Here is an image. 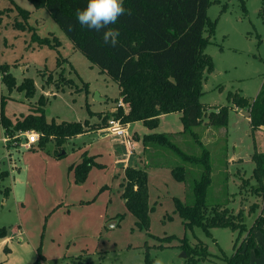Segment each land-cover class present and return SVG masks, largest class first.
<instances>
[{
	"label": "rangeland",
	"instance_id": "obj_1",
	"mask_svg": "<svg viewBox=\"0 0 264 264\" xmlns=\"http://www.w3.org/2000/svg\"><path fill=\"white\" fill-rule=\"evenodd\" d=\"M243 2L212 0L208 9L211 20L219 19L206 49L215 66L203 83L201 101L208 108L229 104V91L254 97L261 87L264 73V0ZM223 6H227L225 11H222ZM0 64H9L16 82L9 90L0 71V111L3 109L13 119L33 112L43 95L48 121L88 120L93 123L101 114L111 113V109L117 106L116 99H120L118 83L75 47L47 8L36 7L31 0H0ZM29 78L34 87L31 94H27L28 88H20ZM178 116L182 123L181 116ZM248 118L247 110L231 108L226 126L208 127L203 124L194 131L199 133L203 145L211 152L213 182L208 191V204L227 203L234 213L245 206L244 220L250 228L258 216L264 218V202L261 203V195L252 192V186L256 185L254 179L244 184L255 167L252 159L254 142ZM176 127L172 121L162 129L168 133L179 129ZM1 129L0 226L8 227V235L0 238V264H28L36 258L39 246L46 264H143L146 244H165L168 240H158V237L168 235L176 237L169 242V247L151 248L152 257L162 264H187L179 247L180 238L185 234L190 241L196 243V237H199L207 244L212 259L200 264H225L223 258L217 260L218 255L223 257L233 253L238 231L215 227L211 229L213 235L208 236L200 227H195L194 231L185 230L182 218L175 211L176 200L187 204L194 202L193 181L200 177L202 168L200 164L183 161L168 147L159 145H152L154 150L147 153V161L142 167L150 170L157 163L184 165L187 181H178L167 174L162 180H153L157 189L151 187L150 205L154 209L150 213L149 233L136 225V218L127 210L124 198L115 194L108 213H114L117 218L109 219L98 234L84 232L86 236L81 237L74 230L63 232L64 236L55 238L64 242L63 248H59L57 243H52L51 228L58 226L60 220L52 224V213L48 211L55 200L53 195L50 198V190H46L43 202L41 195L26 196L31 186L26 182L45 180V172L41 168L31 172L25 158L29 148L14 143L8 147L2 140L5 134ZM256 136L261 150L264 148V129H260ZM173 140L187 153L198 155L203 150L190 132L174 136ZM71 146L72 142L67 141L64 151L72 152ZM44 148L54 156L53 142ZM15 187L16 197L13 195ZM7 189L9 192L5 193ZM21 201L27 204L24 218L30 236L29 233L16 235L15 232L19 231L13 233L14 229L21 228L15 203ZM254 203L259 207L252 212L254 208L250 207ZM260 222V227L254 229L255 247L251 257L257 264H264V220L260 219ZM247 234L245 232L241 240ZM68 244L70 250L66 248ZM81 246L84 248L80 249Z\"/></svg>",
	"mask_w": 264,
	"mask_h": 264
},
{
	"label": "trees",
	"instance_id": "obj_2",
	"mask_svg": "<svg viewBox=\"0 0 264 264\" xmlns=\"http://www.w3.org/2000/svg\"><path fill=\"white\" fill-rule=\"evenodd\" d=\"M31 1L36 7L47 8L75 47L118 83L120 99L129 109L119 106L112 113L101 114V121L94 124L88 120L48 121L44 108L45 97L42 95L33 112L21 117L13 119L1 109L0 129L10 138L7 146L20 143L21 138H16L20 132L35 130L40 135L37 142L39 147L44 148L49 142H53L55 154L62 156L65 144L71 137L89 129L107 127L111 118L119 119L124 124L142 121L147 127L156 128L161 115L180 112L183 123L180 134L190 132L197 144L203 147L200 154L185 152L173 140L174 135L168 133L146 134L143 136V143L145 146H166L183 161L201 165V175L193 181L194 202L187 204L176 200L175 211L182 218L185 230L194 231L195 227H200L208 236L212 235L211 229L215 227H228L238 231L233 253L230 256L224 254L222 258L226 264H249L251 251L255 247L253 230L260 227V219L264 218L258 216L252 226L247 228L244 209L234 213L227 203L208 204V191L213 182L211 152L203 145L199 133L194 129L203 124L208 127H224L228 123L231 108L247 110L254 142L252 159L255 167L251 177L244 180V184H249L254 179L256 185L253 184L252 192L262 195L264 148H258L256 134L264 126V73L260 90L254 97L229 91V104L208 108L201 101L207 73L215 68L212 57L206 52L219 20L216 18L213 21L208 15L212 0H123L125 14L119 17L116 24L109 25L120 32L119 42L115 47L103 42V32L89 30L77 23L76 13L87 6L88 0ZM242 7L246 12L244 2ZM226 9L227 6H223L222 11ZM23 12L27 13L24 10ZM69 25H72L71 31ZM9 68V64H0L2 79L11 90L16 82ZM20 88H28L27 94L33 93L32 80L27 79ZM94 166L102 167L89 155H84L82 161L73 165L76 183L85 182ZM169 167L176 180L187 181L184 165ZM122 186V197L127 210L136 218V225L149 233L150 213L154 207L149 202L147 168L126 167ZM8 192V189L5 190V193ZM258 207L254 203L250 208H254L253 212ZM245 232L248 234L241 240ZM7 235L8 227L0 226V238ZM175 237H158V240H168L165 244H146L143 264H154L151 248L169 247V242ZM179 247L186 253L187 264H200L201 261L212 259L207 244L201 239L193 244L185 234L180 238ZM40 248L41 246L37 248V256L32 264H45V256Z\"/></svg>",
	"mask_w": 264,
	"mask_h": 264
},
{
	"label": "crops",
	"instance_id": "obj_3",
	"mask_svg": "<svg viewBox=\"0 0 264 264\" xmlns=\"http://www.w3.org/2000/svg\"><path fill=\"white\" fill-rule=\"evenodd\" d=\"M206 78H208V73ZM116 108L117 106L112 108L111 113L114 112ZM178 115L181 116V113L172 112L161 115L159 125L156 128H149L142 121L127 123V140L133 145L131 151L127 149V140L111 134L108 130V126L99 129H89L75 137H71L68 142H72V152H68L66 149L62 156H57L56 154L53 156L50 153L51 151H45V148L39 147L37 143L31 145L28 149L30 151L25 153V158L28 159L27 167L30 168L31 172L39 168L43 169L42 171L45 172V180H31L30 183L26 182V184H31L27 189L28 192L26 196L29 198V194L32 196L36 195L37 197L41 195V201L43 202L47 194L46 190H50V198L53 195L55 201L48 212L52 213L50 217L53 218L52 224H56L58 220H60V224L51 228L53 236L52 243H57L59 248H63L62 244L64 242L61 243L55 239L64 236L63 232L68 233L74 230L75 233L81 234V237L86 236L84 232L98 234L109 219L117 218L114 213L108 212L110 203L115 194L122 196L125 168L128 166L142 167V164L145 166L147 153H152L150 151L154 150L152 146H145L143 143V136L154 132L166 133L164 132L165 130L162 129V126L172 121H174L175 126H177L176 128L179 129L170 131L168 134L175 132V134L172 133L174 136L180 135V132L183 130V124ZM99 121H101V116L97 121L91 124ZM262 128L264 129V126ZM23 141H25V139L21 138L20 143L14 144L22 146L21 144ZM24 147L28 148L27 146ZM84 155L93 156L95 161L100 163L102 167L94 166L89 172L85 182L79 184L75 181L72 166L82 161ZM165 174L173 177L169 165L157 163L148 170L149 202L152 197L151 187L157 189L152 183L153 180H158L157 178L162 180V178L166 176ZM152 175L154 177H152ZM37 181L39 182L36 183ZM13 191V195L16 197V187L13 188ZM261 200V203H263L264 192L261 195ZM15 203L19 211L18 225L21 228L20 230L14 229L13 233L19 231L15 232V234H28L29 231L26 227L24 218L26 214L24 210L27 204L25 201ZM241 208L244 209L245 206ZM115 224H117V220ZM253 233H255L254 230ZM28 235L30 236V233ZM74 236L76 238L78 237L77 235ZM87 237L91 238L89 235ZM197 239L201 238L196 237V242ZM65 241H67V239ZM190 242L195 243L193 241ZM57 244L54 245L56 246ZM69 246L70 244L67 245V250H70L71 247ZM83 248V246L80 247V249ZM218 256L217 260L220 261L222 257L220 255ZM35 259L36 258L28 264H32ZM254 260L255 259L251 257L249 264H257L256 260ZM44 263L46 264L45 261ZM224 263L226 264L225 261Z\"/></svg>",
	"mask_w": 264,
	"mask_h": 264
},
{
	"label": "clouds",
	"instance_id": "obj_4",
	"mask_svg": "<svg viewBox=\"0 0 264 264\" xmlns=\"http://www.w3.org/2000/svg\"><path fill=\"white\" fill-rule=\"evenodd\" d=\"M125 12L123 0H88L83 10L77 11L76 20L82 27L98 33L103 32V42L110 47H115L119 42L120 32L118 29L110 28L109 25L116 24ZM71 30L72 25H69V31ZM154 264H162V261L156 260Z\"/></svg>",
	"mask_w": 264,
	"mask_h": 264
},
{
	"label": "built area",
	"instance_id": "obj_5",
	"mask_svg": "<svg viewBox=\"0 0 264 264\" xmlns=\"http://www.w3.org/2000/svg\"><path fill=\"white\" fill-rule=\"evenodd\" d=\"M119 106L123 107L125 110L129 109V106L126 103H124L122 99H119V101L117 102V107ZM108 130L111 134L117 135L123 138L124 140L128 139V132H127L126 124L122 123L119 119L111 118L109 120ZM39 136L40 135L37 131L30 130V131L20 132L16 136V138H24L25 141H23L21 145L27 146L28 148H30L31 145L39 141ZM9 140L10 138L5 135V137L3 138L4 143L7 144ZM126 142H127V145H126L127 149L131 151L133 149V145L128 140Z\"/></svg>",
	"mask_w": 264,
	"mask_h": 264
},
{
	"label": "water",
	"instance_id": "obj_6",
	"mask_svg": "<svg viewBox=\"0 0 264 264\" xmlns=\"http://www.w3.org/2000/svg\"><path fill=\"white\" fill-rule=\"evenodd\" d=\"M63 153H65V151ZM182 254H183V257L186 258V253L184 251Z\"/></svg>",
	"mask_w": 264,
	"mask_h": 264
}]
</instances>
